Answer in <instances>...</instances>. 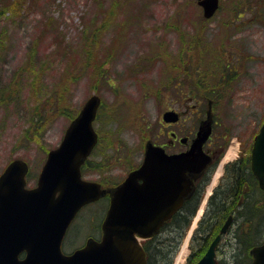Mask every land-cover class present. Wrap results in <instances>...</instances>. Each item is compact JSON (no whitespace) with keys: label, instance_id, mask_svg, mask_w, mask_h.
Listing matches in <instances>:
<instances>
[{"label":"rangeland","instance_id":"1","mask_svg":"<svg viewBox=\"0 0 264 264\" xmlns=\"http://www.w3.org/2000/svg\"><path fill=\"white\" fill-rule=\"evenodd\" d=\"M225 1L229 4V0H220L221 3ZM262 3L261 9L255 0L242 4L238 10L242 9L241 25L234 24L239 12L231 15V5L220 8L216 16L203 26L198 23L201 8L196 0H133L132 5H124V9L115 7L116 11L120 10L119 15L111 16L109 27L99 34L98 39L93 35L90 37L97 41L98 47L103 46L96 54L104 61L113 87L103 86L98 93L103 107L94 127L102 138L96 154L90 157L94 160L86 178L98 179L111 186L107 179L111 176L122 178L129 168L137 165L143 154V145L160 129L161 113L169 107L172 93L177 91L171 89L177 84L182 85L179 92L183 98L182 110L191 109L184 115L193 112L191 105L198 104L196 96L198 102L205 101L208 109L211 104L207 97L219 93L224 96L212 104V113L217 120L233 135L245 139L253 137L264 120ZM110 6L111 0L101 3L97 0H54L53 4L38 0L27 3L24 9L21 7L14 17L9 14L7 18H0V172L9 160L23 158L30 167L27 187L33 186L47 156L46 149L59 145L69 122L63 115L54 117L50 114L46 129L39 132L41 138L37 143L29 141L24 134L30 125L33 102L30 101L29 80L23 64L27 43L41 28L36 29L41 24L39 18L43 14L54 16L66 40L77 49L81 30H87L97 14V21H101ZM129 14L131 22L124 24V18ZM230 16L232 26H241L235 33L231 31L232 26L221 23ZM120 33L125 37L117 47L121 51H114L117 56L112 57L111 49L116 46L111 40ZM203 42L209 43V48ZM55 45L52 34H49L39 48L43 59L53 61L43 80L47 87L40 86L49 92L56 89L64 65L61 57L56 55ZM102 50L106 51L105 54L101 53ZM207 51H210L209 57ZM143 55L146 56L145 67L140 78H135L129 73L141 68L142 63L134 61ZM154 57L157 58L153 66ZM227 59L236 63L237 75L224 68L229 64ZM87 79L85 75L80 76L66 93L78 110L92 93L87 87ZM98 164L102 167L96 169ZM102 213L103 207L95 202L84 206L76 215L78 222L68 228L63 238L62 251L68 252L82 245L85 236L91 232L87 228L99 222ZM83 222H87L88 227L80 229Z\"/></svg>","mask_w":264,"mask_h":264},{"label":"water","instance_id":"2","mask_svg":"<svg viewBox=\"0 0 264 264\" xmlns=\"http://www.w3.org/2000/svg\"><path fill=\"white\" fill-rule=\"evenodd\" d=\"M197 3L205 17L219 7V0ZM99 104L95 93L83 103L59 146L48 151L35 187H25L28 167L21 158L8 162L0 173V264H147L141 240L151 236L178 209L189 188L181 183L164 191L159 185L158 168L162 164H182L197 151L193 148L168 156L160 146L147 141L142 164L128 172L111 194L100 240L88 239L71 254L62 253L61 240L76 212L83 203L110 191L80 173L82 162L97 143L93 119ZM162 117L165 121L178 119L172 110ZM252 146L251 168L264 188V121ZM186 169L181 165L169 171L181 170L184 175ZM212 246L196 264L212 262ZM21 251L25 256L19 258ZM252 253L251 264H264V241Z\"/></svg>","mask_w":264,"mask_h":264},{"label":"flooded vegetation","instance_id":"3","mask_svg":"<svg viewBox=\"0 0 264 264\" xmlns=\"http://www.w3.org/2000/svg\"><path fill=\"white\" fill-rule=\"evenodd\" d=\"M181 86L177 84L172 87L171 90L177 91L172 93L167 107L177 112L179 118L171 122L161 120L153 142L168 156L193 148L197 152L182 164H162L158 168L159 185L164 191L181 183H186L189 188L178 209L163 220L151 236L143 239L146 260L148 264H167L168 259H173L185 242L184 261L181 264H196L212 244V262L204 264H251L254 258L252 249L263 245L264 241V188L251 168L250 157L255 135L246 139L233 135L212 111L211 118L207 119L209 108L203 111L198 104L191 105L193 112L184 115L191 109L182 110ZM205 131H208L207 135ZM231 142L235 145H230ZM228 146L234 148L232 157L226 154ZM93 160L86 161L82 168L83 175L88 173ZM142 161L143 157L122 178L111 176L107 179L111 186L99 180L103 187L112 190L95 201L97 206L103 207L100 221L89 227L87 222L80 224V229L88 227L87 230L91 232L78 247L83 246L89 238L100 239L111 194L125 180L128 172L137 168ZM181 165L187 168L184 175L181 170L169 171L171 167L181 168ZM101 167L100 164L96 165V169ZM74 223L76 217L69 227Z\"/></svg>","mask_w":264,"mask_h":264},{"label":"trees","instance_id":"4","mask_svg":"<svg viewBox=\"0 0 264 264\" xmlns=\"http://www.w3.org/2000/svg\"><path fill=\"white\" fill-rule=\"evenodd\" d=\"M38 0H0V18L2 16L7 18V16L14 17L20 11L21 7L24 9L25 5L29 2L36 3ZM51 4H53L54 0H47ZM103 0H97L98 3H101ZM133 0H111V6L109 10L106 12V16L101 20H98V14L94 16L91 20L88 29L81 30V34L79 36V43L80 46L77 49H73L74 46L70 44L66 38L64 33H62L61 29L59 28L60 23L57 22L56 18L53 16H49L43 14L39 18V23H41L36 29L41 27L38 33L27 43V49L25 52L26 60L24 61L23 68L27 72V79L30 81L27 82L28 89L30 90V101L33 102V107L31 109L32 114L29 120L30 125L25 128L24 134L29 141H33L37 143L41 136H39V132H43L48 124V119L50 114L54 117L58 115H63L68 121L75 116L78 109L75 108L71 100L69 99V95L66 94L67 91L70 90L71 84L78 81L80 76H87V87L91 89V91H95L96 93L100 92L101 87L112 86V81L110 78V73L106 67H104V61L101 60L100 56H97L96 52H98L99 48L103 46L99 45L94 38H90L92 35L95 36L96 39L99 38V34H103L104 30L109 27L112 20H110L112 15L118 16L121 9H124V5L130 6L132 5ZM252 1V0H251ZM250 0H229V4L227 1L220 3V8L225 7V5L232 6V14L235 13H242V9L240 11L239 8H242L243 3L251 2ZM258 4L259 9H261V4H264V0H255ZM101 9V4H99ZM118 7L119 12L116 11L114 8ZM132 8V6H131ZM238 11V12H237ZM131 14L127 15L124 19V24L131 22ZM232 17L230 16L229 20L222 21L221 23L227 27H230V22ZM133 21V20H132ZM208 22V19H204L202 16H199L198 23L203 26L205 23ZM52 34L53 43H55V52L56 55L60 56L62 59V63H64L61 71L59 72V80L56 83V89L51 90L50 92L43 87L45 84L43 83L44 77L46 76L47 72L50 70V64L53 62L49 58H42L39 54V48L43 42V40L49 35ZM197 36H201L198 34ZM121 33L120 35L114 36L111 40L113 46L115 48L111 49L112 57H115V52H120L117 47L120 45L121 39L123 40ZM200 39H202L200 37ZM2 40L0 39V43ZM204 43V42H203ZM95 45V46H94ZM206 48H209V43H204ZM106 51L109 52L108 49ZM106 51L102 50V54H105ZM119 54V53H118ZM206 54L210 55V51H207ZM147 55V54H145ZM138 57L134 62L142 63L141 68L134 69L131 73V76L134 75L135 78H140L141 72L143 71V67H145L144 59L146 56ZM76 56V60L74 57ZM153 58V66L156 63L155 59ZM105 59V58H104ZM132 62V64L134 63ZM224 68L228 71L234 72L237 74L235 67L229 64H225ZM81 71L80 74L78 72ZM78 74V75H77ZM129 75V76H130ZM130 76V77H131ZM39 86V87H37ZM44 87H47L45 85ZM8 92L10 91L9 88L6 89ZM45 91V96L43 99L42 93ZM43 91V92H42ZM1 94H4L2 92ZM221 96L219 93L212 94L211 96L207 97V99L212 101V104L217 101L218 98ZM222 98V97H221ZM3 100L6 102L8 98L3 97ZM34 100L35 103H34ZM102 138V137H101ZM119 144L124 146L123 142L119 140ZM48 150V149H46ZM167 264H172L173 259L169 258Z\"/></svg>","mask_w":264,"mask_h":264},{"label":"bare ground","instance_id":"5","mask_svg":"<svg viewBox=\"0 0 264 264\" xmlns=\"http://www.w3.org/2000/svg\"><path fill=\"white\" fill-rule=\"evenodd\" d=\"M183 254H184V253H183ZM183 257H184V255H183ZM183 257L180 258V259L178 258L179 260H178L177 264H181V263L184 261V258H183Z\"/></svg>","mask_w":264,"mask_h":264}]
</instances>
